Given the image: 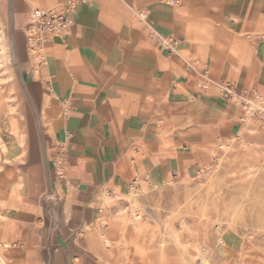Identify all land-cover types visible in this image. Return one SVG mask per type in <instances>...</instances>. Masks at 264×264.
I'll list each match as a JSON object with an SVG mask.
<instances>
[{
  "label": "crops",
  "instance_id": "crops-1",
  "mask_svg": "<svg viewBox=\"0 0 264 264\" xmlns=\"http://www.w3.org/2000/svg\"><path fill=\"white\" fill-rule=\"evenodd\" d=\"M63 1L0 0L19 84L0 78V260L145 264L119 201L187 179L184 130L228 113L222 81L257 84L264 96V0H88L41 60L28 49L31 12ZM170 249L163 264H188Z\"/></svg>",
  "mask_w": 264,
  "mask_h": 264
},
{
  "label": "rangeland",
  "instance_id": "rangeland-1",
  "mask_svg": "<svg viewBox=\"0 0 264 264\" xmlns=\"http://www.w3.org/2000/svg\"><path fill=\"white\" fill-rule=\"evenodd\" d=\"M142 11L144 10H139L141 17L147 14V11ZM8 31L0 32V78L10 79L14 90L18 89L19 84L10 39L12 34ZM226 82L235 85L234 94L244 106L255 102L252 89L257 90V84L251 89L253 86L230 80L222 81V87ZM233 95L226 96L224 91L221 94L226 102H230L226 115L217 121L213 120L214 122L205 118L193 120L184 130L188 146L194 149L187 179L179 182L183 177L174 176L163 185L154 187L155 185L150 184L149 188L139 189V197L135 198L137 201L134 203L136 211L143 213L147 227L152 231L164 232L167 240L172 239L166 230V221L172 215H178V219L182 218L190 227L199 225L202 234L208 231L210 219H218L224 241L213 247L214 264L228 260L227 249L230 261L239 259L240 264H246L249 259H257L262 254L264 256V116L256 105L252 106V116H247L241 106L232 103ZM237 107L243 111L242 117L236 113ZM220 142L231 145L230 150L222 148ZM222 155L225 157L218 161V156ZM103 202H107L106 197ZM119 202L117 215L126 220L133 219L131 202L124 198ZM142 205L147 208L143 210ZM201 213L205 214L202 221ZM124 227L129 232L131 223ZM179 229L181 230L180 227ZM189 233L193 238H202L197 229L190 230ZM148 235V232L141 233L139 240L147 242ZM180 238H184L183 233ZM126 241L119 242L121 247H126ZM156 243L157 238L150 242L151 250L147 249L143 258L145 264L151 263L150 252L156 257L153 250ZM240 248L243 250L242 257ZM203 249L207 252L209 246L205 244ZM170 257H178L176 250L170 249Z\"/></svg>",
  "mask_w": 264,
  "mask_h": 264
},
{
  "label": "bare ground",
  "instance_id": "bare-ground-1",
  "mask_svg": "<svg viewBox=\"0 0 264 264\" xmlns=\"http://www.w3.org/2000/svg\"><path fill=\"white\" fill-rule=\"evenodd\" d=\"M252 89V88H251ZM253 90V96L252 98L254 99V103L252 105L244 106L242 102L240 103V99H238L237 95H233L231 98L232 102H235L241 108L245 111L247 116H252V113L254 112L253 107L254 105L257 106V109L260 110L262 113V116H264V96L260 94L259 91ZM220 92L222 94L223 92V87L220 84ZM222 148L225 150H230L231 145L229 146L227 143L222 142L221 143ZM225 154V153H224ZM227 154V153H226ZM225 154V155H226ZM223 155L222 157L219 158L218 161H222V159L225 157ZM220 166L222 165L221 162L218 163ZM139 197V193L134 189L132 192V195L129 197V199L132 201L133 209H132V214H133V219H127L126 218H121L123 220V223H131V228L133 233L135 234H141L143 232H148V241L144 242L143 244H139L138 240L136 239L135 236L129 238L130 243L132 244L133 247H139L144 248L143 246H147L146 248L150 249L151 245L150 242L154 240V238H157V243L156 247L153 249L156 252V257H154V260L157 261V264H163L165 260V256L167 254V250L169 248H177V250L184 256L188 264H213L214 259L212 256L213 252V247L214 245H219V242L224 241V237L221 236V222L218 219H210L208 221L209 223V229L207 232L202 234V230L199 227V225L195 228L190 227L187 222L182 220V218L178 219V215H172V217L169 218L168 221H166V230L167 233L172 237L171 240L166 239V234L164 232H156L152 231L147 227V223L143 220V213H139L135 209L134 203L137 201L135 198ZM109 198V197H108ZM152 206V205H151ZM150 206V207H151ZM153 207V206H152ZM147 206L142 205V209L145 210ZM131 218V217H130ZM186 218V217H185ZM201 221L205 219V214L201 213L200 216ZM177 221V222H176ZM227 224V223H226ZM179 226L181 230L179 229ZM218 227V228H216ZM197 229L201 234L202 238H193L190 235V230ZM230 230V228H229ZM184 234V238H180V234ZM200 234V235H201ZM230 235H232L230 233ZM209 240V243L207 244ZM209 246V250L206 252L204 251L203 247L204 245ZM7 246V245H4ZM2 247H0L1 249ZM130 248V247H128ZM151 250V249H150ZM169 251V250H168ZM243 250H239L241 256L243 255ZM132 258V257H131ZM264 260V257H262ZM229 260L227 261H222L223 264H229ZM231 262V261H230ZM233 262L239 263V259H234ZM0 264H3V262L0 260Z\"/></svg>",
  "mask_w": 264,
  "mask_h": 264
},
{
  "label": "built area",
  "instance_id": "built-area-1",
  "mask_svg": "<svg viewBox=\"0 0 264 264\" xmlns=\"http://www.w3.org/2000/svg\"><path fill=\"white\" fill-rule=\"evenodd\" d=\"M88 0H64L59 6L49 8H35L32 10L25 32L27 35L28 49L33 56L43 59L45 42L47 39L67 34L74 23L73 13L81 2ZM170 39L168 42H171ZM226 96L233 95L236 87L231 82L223 85ZM64 148H61L59 157L58 174L64 172Z\"/></svg>",
  "mask_w": 264,
  "mask_h": 264
}]
</instances>
